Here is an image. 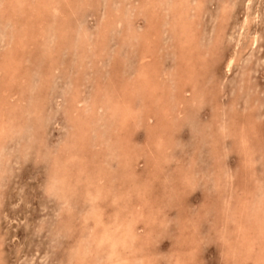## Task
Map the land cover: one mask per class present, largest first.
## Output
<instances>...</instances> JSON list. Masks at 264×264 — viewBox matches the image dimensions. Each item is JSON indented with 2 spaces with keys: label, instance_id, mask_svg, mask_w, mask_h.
I'll return each mask as SVG.
<instances>
[{
  "label": "rangeland",
  "instance_id": "1",
  "mask_svg": "<svg viewBox=\"0 0 264 264\" xmlns=\"http://www.w3.org/2000/svg\"><path fill=\"white\" fill-rule=\"evenodd\" d=\"M53 1L59 2L60 16L50 14L45 17L48 10L38 5L39 0L17 2H22L19 3V9L24 18L29 16L32 21L38 18L36 24L39 23L44 27L43 34L38 32L41 34L40 42H50V44L46 46L44 43L38 47L32 44L31 48L24 49L26 55L29 53L28 48L31 50L29 61L21 64L22 72L28 70L26 72L29 74L26 72V74H19L13 81H10V78L5 75L8 73L0 71V121L1 119L7 121L4 125L6 133L4 132L5 135H1L0 138V264H105V257L109 255L108 243L100 245L101 247L94 243L88 245L89 232L84 231L80 226L81 219L86 216L89 207L96 205L99 200L102 201H99L98 203L101 204L97 203V205H100L98 211L103 227L115 220L130 222V226L132 225L131 227L137 234L135 246L141 248L142 251L150 250L146 252V255L154 264H173L178 254L182 255L183 264H231L234 259L235 263L240 264L243 255L230 254V248L233 242L235 243L237 234L234 221L239 215L232 214L223 222L224 212L220 209L229 207L237 201L248 203L249 198L246 197L248 194L246 195L245 189L254 188V183L250 182L255 178L260 182L256 184L260 186L259 190H264V156L261 157L262 160L255 156L253 165L250 167L242 165L240 150L237 149L234 138L230 135L221 140V136L217 134L218 117L216 116L219 111L216 108L227 111L230 104L234 103L235 109L227 111L224 118L228 122H231L233 117L236 122L249 118L253 130L246 134L253 135L259 129L253 138L250 137L249 144L264 153V0H199V14L203 18L199 17L197 27L192 28L196 29L198 37L196 36V50L191 55L193 57L191 59L195 63V74L200 82L196 90L200 93L199 95H202V101H197L193 103L194 105L185 103L180 108L183 111L182 115L169 122L173 131V145L169 147L154 145L157 130L153 129L154 131L150 132L154 123L153 120L149 122L147 120V117L151 115L147 108L148 98L140 100L138 95H135L131 99L132 106L138 109L141 116L143 115V120L141 119L143 122L133 130L131 123L134 121L131 117L128 118L126 132L123 131L121 136L124 134L122 137L128 142L127 146L134 149L138 158L135 159L133 154L132 157H128L129 160L127 157L125 159L124 152L121 154L122 148L119 147L121 150L113 153L116 156L107 153L109 157L105 160L101 156L103 152L98 153L101 147L97 148L98 139L95 138L97 134H109L110 130L99 126L103 125L106 115L102 111L97 114L99 127H94V130L86 134L87 143L90 146L84 148L85 150L78 148L77 153L78 156H86V170L91 175V180H94L97 185L100 184L97 198L102 197V199L95 200L93 202L95 204H89L86 196L84 197L83 190L87 187L86 182L75 185L78 191L80 189L81 194L67 202H64V198L68 192L63 189L62 193L57 191L61 194L56 193L54 189L57 185L52 186L51 184L55 170L60 171L54 164V157L60 156L58 160H64L63 150L66 151L65 148L71 145L70 112L66 110L68 97L77 80V95L81 101V104L77 105V110L83 112L85 104L90 103L94 98L93 95L98 91V86L107 85L109 79L116 78L113 64L118 66V72L121 77L123 76L122 78L131 77L134 80V73L138 67L137 57L142 50L136 39L122 42V35L127 27L136 32L137 37L133 36V38L143 41L148 39V43L158 44L159 52L155 61L159 71L155 76L153 75V81L163 80L164 84L174 88L170 79L177 70V55L180 49L177 38L181 36H176L173 32L175 29L171 31L168 22L171 21L169 7L174 5L175 0H163L164 3L162 2L155 11V16H152L156 21L147 12L150 9H148L149 6L146 5L143 8L141 5L146 0H130V2L129 0L127 2L126 0H80V5H78L79 0H74V2L73 0ZM236 1L239 3L236 4ZM47 2L52 1L47 0ZM195 3L197 0L188 1L184 6L187 9L186 12L190 9L188 13L191 14L190 5L193 6ZM0 4V63L3 64L5 54L12 52L13 49L11 46L8 47L11 37L9 38L7 34L11 23L4 18L2 13L3 8H7L5 15H9L10 6L5 0H0ZM91 4L94 5L93 8ZM224 8L228 11L224 12ZM69 11L72 14L67 16L69 19L67 33L71 36L73 44L65 49L64 53H58L59 50H54L55 39L60 35L56 25L59 19L62 20ZM27 14L30 15L27 16ZM113 15L117 17L114 16L115 19H120L121 23L120 25L113 24L116 27L110 25L109 31H105L104 45L106 46L103 54L101 53L98 58L96 55L93 56L92 50H87L88 60L80 63L78 54L86 45L84 39L87 37V42H92L91 46H93L98 38L97 34L102 31L101 25L103 29L107 17L113 18ZM145 22L148 23L145 24ZM153 24H155L156 34L150 31ZM35 31L38 30L35 29ZM119 40L122 44L117 42ZM193 41L192 39L189 41L187 45L189 48L193 46ZM25 42L32 43L31 41ZM36 49L42 53L40 56H35ZM51 49L56 59L52 66L50 63L48 65L50 59L46 55ZM231 56H234V60L231 65L227 66ZM150 60L154 61L153 58L147 61ZM46 74L49 76L45 83L43 75ZM181 91L183 92L181 98L191 99L193 97V90L190 86L184 85ZM36 96L39 98L34 100ZM13 99L15 101L30 99L33 107L30 105L28 106L30 108L25 111L24 103H21L19 109L11 108L10 106L15 103ZM133 110L134 115L137 111ZM85 115L88 114L84 112L81 116ZM8 127H12L11 131L7 130ZM212 132H215L214 138L217 139V144L211 143ZM203 136H208L206 141L202 140ZM135 137L137 140L134 139ZM256 137L260 139L256 140ZM61 150L63 155H60ZM138 153L140 156L137 155ZM128 162L131 167L128 166ZM217 165L219 169L227 172L226 190L230 193L222 192V189L218 190L215 184L216 178L213 177V172ZM75 170L76 168L72 165L68 171L74 173ZM243 171L245 173H242ZM97 178L101 180L98 181ZM188 179L191 180L189 184L186 182ZM221 180L225 181V176H222ZM107 186L112 192H107ZM236 192L239 197L231 198L227 206L222 204L228 194L232 196ZM257 192L259 191L256 190ZM218 220L221 221L218 222ZM221 222L224 224L223 227H220ZM214 230L217 231L214 232ZM225 234L230 235L226 238ZM92 249L91 254L90 252L83 253ZM138 250L129 253L128 264L136 262L139 255ZM151 253H154L153 257ZM77 256L81 257L79 261H77ZM241 264H252V262L243 260Z\"/></svg>",
  "mask_w": 264,
  "mask_h": 264
},
{
  "label": "bare ground",
  "instance_id": "2",
  "mask_svg": "<svg viewBox=\"0 0 264 264\" xmlns=\"http://www.w3.org/2000/svg\"><path fill=\"white\" fill-rule=\"evenodd\" d=\"M5 1L7 2V5L10 6V12L11 13H9V15L8 14L5 15V12H6L7 8L6 9L3 8L2 13L5 16V17L4 16L3 17L6 18L11 23V28L9 29L10 31L7 34L9 36V38L11 37V41L9 40V42H8L9 43L8 47L11 46L13 51L5 54V56L3 58L4 60L2 62L3 64L0 63V71L1 70L4 71V72L6 71V73H8V74H5V75L8 78H10V81H13L19 74H21V75H22V73L26 74L27 73L26 71H28V70H26L25 71L26 73L24 71L22 72L21 64L22 63H26V62L29 61V53L31 54V52H30L31 50L28 48V50H29L28 52L29 53H28V55H26V52H25L24 49H26L27 47H30V45L32 46V44L35 45V47H38L41 44L44 45V43H45L46 46H48L50 44V42H40V38H41V34L40 33H42V34L44 33L43 32L44 27H42V25L39 24V23L36 24V22L38 21V18L34 19L35 21H32L31 19H29L30 17L28 16L30 14H27L28 18H24L23 15H21V10L19 9L20 8L19 3L21 4L22 2H19V3H17V2L18 1H25V0H18V1H16V0H5ZM51 1L52 2L48 3L47 0H39L38 5H42L46 10H48V11H46L47 14L45 13V17L49 16L50 14H51V16H53V15H55V16L59 15L60 16V14L58 13L61 10V9L58 10L59 2L53 1V0H51ZM188 1H190V0H175L174 1L175 2L174 5L169 7L170 11H171L170 12L171 13V21L168 22V25L170 26L171 31L173 29H175L173 32L176 33L177 37L179 35L181 36L180 38L179 37L177 38L178 45H179L178 47L180 48V49L177 48L179 50V54L177 55V59H178V61H177L178 62L177 63V70L174 71L173 75L170 74V75H172V79H170V81L175 86L174 88H173V86L170 88L171 85L168 86V85L164 84L162 79H161L162 80L161 82L153 81V79H154L153 75L155 76L158 73V71H159V70H157V64H156V61H155L156 56L158 55V52H159V48H157L158 44L157 43H150V42L148 43L147 42L148 39H145V41H143V40H141L139 38H138L139 40L137 38H133V36L137 37V34H136V32H133V31L129 30L128 27H127V29L125 28L126 30H124V32H123V35H122V40L123 41L122 42H126L127 40L129 42L132 39H136L137 42H138V45H140V48L142 50V52L139 53V55L137 57V65H138V67L136 68L135 73L133 72L135 74V76L133 78L134 80H132L131 77L122 78L123 76L121 77L120 72H118L119 71L118 70V66H116V64H113L114 72H115L114 76L116 78L109 79V83L107 85H104L102 87L98 86V88H97L98 91H96V93L93 95L94 98L92 99V101L90 103L85 104V107H83L84 111L83 112L79 111L80 113L77 110V108H78L77 105L81 104V101H80V99H79V97L77 95V93H78V90H77L78 83H77V80L75 81L74 88H73L71 94L69 95L67 103H66L67 104L66 110H68V112H70L69 115H70V123H71L70 124L71 132H70L69 135L71 137V139H70L71 140V145L65 148L66 151L63 150L64 160L63 159L58 160L60 158V156H55L54 160H53V161H55V163H54L55 166H57L60 169V171L55 170V173L53 174V177H52L53 183H51V184H52V186H53V184L57 185L56 188L54 189V191H56V193H60V192H57V191H61V193H62L63 189H65L66 192H68V195L64 198V202H67L71 198L76 197V195L81 194L80 189L78 191V189H77V187L75 185H80V183H83V182H86L87 187H88V188L86 187L85 190H83V189L82 190L85 192L84 193V197L86 196L87 202H89V204L95 202V200L96 201L99 200L100 198L102 199V197L97 198L99 196V189H100L99 186H100V184L97 185V183L94 182V180L92 181L91 177H90L91 175H89L87 170H86V166H87L86 156L84 155V157H81V156L77 155L78 148L83 150L84 148H87V147L90 146L87 143L88 137L86 136V134H87V132H89L91 130H94V127L98 128L99 126H101L104 129L106 128V129L110 130L109 134H107V135L97 134L96 138H95V139H98L97 140V145H99V146H97V148L101 147L100 148L101 151H98V153L99 152L100 153L103 152L101 154L103 159L106 160V158L109 157L107 155V153L116 156L113 153L117 152V150H119L120 148H122V150L120 149L121 150V154L124 152L125 159H127L129 156H131L133 154L134 155L136 154L134 152V149H132V148L127 146L128 142H126V139H124V137H122L124 134L121 136V133H123V131L126 132L127 123H128V120L130 119V117H131V119H133L132 121H134V122H132L133 124L131 123V125H133V128H132L133 130L137 129L140 126L141 122H143L142 121L143 120V117H142L143 115L141 116L139 114V112H138V109H136V107L132 106L133 104H132V100L131 99H132L133 96H135V95L137 96L138 95L137 97H139L140 100H143L146 97L148 98L147 99V108L150 110L149 111V115L150 114L151 115L147 117V120H148V122L153 120V123H154L150 132H153L154 131L153 129L157 130L156 133L154 132L156 135L154 136L153 143H154L155 146H162V147L163 146L164 147L165 146L169 147L170 145H173V143H174V139L172 137L173 131L171 129V126H170L169 122L175 120L176 118L180 117V115H182L183 111H182V109H180L181 106H184L185 103L186 104L188 103L190 105H194L193 103H196L197 101H202V95H199L200 93L196 90V88L199 87L200 82L198 81V78L196 77L197 75L195 74L196 73L195 63L191 59V58H193V57H191V55H193V52H195V50H196L195 49L196 48L195 47V41H196V39L198 37V35H197L198 32L196 31V29H192V28L194 26H196V23H197L198 19L201 18L200 17L201 14H199L200 13L199 12V10H200V7H199L200 6V1L197 0V3H195L196 5L195 4L193 6L190 5L191 6V12H190L191 14L188 13L190 9L186 12L187 9H185L186 7L184 8L185 4H187ZM221 1H224V0H221ZM241 1H243V0H241ZM73 2H74V0H73ZM126 2H127V0H126ZM129 2H130V0H129ZM162 2H163V0H151L150 2H148L146 0L144 3H142V4L140 3V4L142 5V7L146 6V5L149 6L148 9L149 8L150 9L147 10V12L152 17V16H155V14H156L155 11H157L158 7L161 5ZM235 3L238 4L239 2L236 1ZM129 4H131V3H129ZM223 4H225V3H223ZM78 5H80V0H79V4ZM91 5H93V4H91ZM141 5H140V7H141ZM75 6H77V5H75ZM93 7H94V5L92 6V8ZM234 7H236V6H234ZM143 8H145V7H143ZM231 8H232V6H231ZM203 9H205V8H203ZM215 9H217V8L215 7ZM70 10L72 12V9H70ZM225 10H227V9L224 8V12H225ZM71 12L69 11L68 13H66V15L62 18V20L59 19V22L56 25V29L60 33V35H58V38L55 39L56 41L54 42V44H55L54 50H57V51L59 50L58 53L59 52L64 53V50L69 48L73 44L72 40H71V36H69L68 33H67V30H68L67 25L69 24V19H68L67 16H70L72 14ZM224 12H223V14H224ZM101 13H102V11H101ZM201 13H203V12H201ZM230 13L232 14V11ZM249 13H250V11H249ZM37 14H40V13L37 12ZM231 14H230V16H232ZM191 15H193V17ZM252 15H250V16L252 17ZM114 16L115 15H113V18H111L110 16L107 17L103 29L101 28L103 25H101L100 29L102 31L99 32L98 34L96 33L98 35V38H96V42H95V44H93V46H91L92 42L91 43L87 42L88 41L87 37L84 39L86 45H85V47H83V49L78 54V58H79V62L80 63L88 60L87 59V55H88L87 50H92L94 57H95V55L98 58L101 56V53L105 50V46H106V45H104V39H105L104 37H106L105 33L107 32L108 27L110 29V25L112 27V26H114L116 24L121 23L120 22L121 20L120 19L119 20L115 19L117 17L115 16V18H114ZM72 17H73V15H72ZM245 17H246V15H245ZM152 18H153L154 21H156V19L154 17H152ZM260 18H261V16H260ZM251 19H253V17ZM230 20H231V18H230ZM132 21H133V19H132ZM158 21H159V19H158ZM146 23H148V22H145V24ZM242 23H240V24H242ZM245 23H246V21H245ZM249 23H250V21H249ZM254 23L255 22L253 21V24ZM50 25L52 27V24H50ZM50 25H48L49 28H51ZM98 25L100 26L99 23H98ZM154 25L155 24L151 25L152 28H151L150 31H153L154 34H156ZM228 25H229V23L227 24L226 27H228ZM140 26H142V25H140ZM6 27H9V26H6ZM114 27H116V26H114ZM220 27H221V25H220ZM73 28L75 29L76 27H73ZM245 28H247V26ZM35 29H37L38 31H35ZM94 29H97V28H94ZM98 29H99V27H98ZM111 30H112V28H111ZM114 30H116V29H114ZM72 31H73V29H72ZM38 32H40V33H38ZM114 33H116V32L114 31ZM94 36H96V35H94ZM38 37H39V40H37ZM209 37H210V35H209ZM50 38H51V36H50ZM191 39L194 40L193 41L194 44H193V46L191 48H189L187 45L189 44V41H191ZM24 40L25 41H31L32 43L29 44V42L27 43ZM89 40H90V38H89ZM84 41H82V44H84L83 43ZM120 41L121 40H119L117 42H120ZM252 41H253V39H252ZM216 43H217V41H216ZM149 44H151V46ZM41 48H43V47H41ZM123 48H124V46H123ZM43 49L45 50V48H43ZM46 50H48V49H46ZM181 50L183 52H181ZM35 52H36L35 56H40L42 54L39 51V49H36ZM46 55L50 59L48 61V65H49V63L51 64L50 66L54 65L55 62H56V59L53 57V50L52 49L49 50L46 53ZM125 57H126V55H125ZM45 58H47V57H45ZM150 58H153L154 61H151V60L147 61ZM233 60H234V56H231L229 61H228V63H227V66L231 65ZM33 61L35 62V60H33ZM33 63H32V67H34ZM29 71H31V70H29ZM27 74H29V73H27ZM162 75H164V74H162ZM43 76L45 78V79L43 78V80H45V83H46L47 82L46 79H47V77L49 75L46 74V75H43ZM22 77L23 76H21V78ZM11 78H12V80H11ZM50 83H49V85H50ZM184 85H188V86H190L192 88V90H193L192 96L193 97L191 99H189V98L188 99L181 98L182 97V93H183L181 91V87H183ZM9 88H11V87L9 86ZM117 90L120 91V92H118ZM194 90H196V92ZM115 91L117 93H115ZM185 91H187V89ZM38 96H36V98L34 100H37L39 98ZM21 100H19V101L18 100H16V101L14 100L15 103H13L10 107L14 108V109H17V108L19 109V105L21 103H24V107L26 108L25 111L27 110V108H30L28 106L31 105V107H33V105H32L33 102L30 101V99H28V100L21 99ZM6 104H7V98H6ZM196 106H197V104H196ZM143 107H145V106L143 105ZM197 107H199V106H197ZM133 109H135L137 111V112L135 111L136 115L135 114L133 115V111H134ZM179 109H180V111H179ZM234 109H235V104L231 103L230 106L227 108V111H233ZM216 110L219 111V112H217V116H216V117H218L217 118L218 119V121H217L218 122V124H217L218 133L217 134H219L221 136V138H220L221 140L223 138H225V137L230 136V135H231V137L234 138L235 145H236V147H238L237 149L240 150L239 152H240L241 162L243 163L242 165L245 164V166L247 165L249 167L251 165H253V162H254L253 159L255 158V156H258L261 159V157L264 156V153L261 152L259 148H257V147L255 148L254 146H251L249 144L250 137L253 138L254 134H256L257 130H259V129H257L256 132L253 135L246 134V132H252V130H253V128L251 127L252 126L251 120H249V118H245L244 120H240V121L236 122L235 117L232 116L233 118H232L231 122H228V120L226 118H224L226 116L227 111L221 110L220 108L219 109L216 108ZM101 111L104 113V115H106L107 120L105 118L103 120L104 123H102L103 125L100 124L98 126L97 122L99 120L97 119V117H98L97 114L100 113ZM84 112H86L88 115L87 116L85 115L83 117L81 115ZM226 121L228 123H226ZM5 122L7 123V121L5 119H1V121H0V138H1V135H3V134L5 135V133H6V131L4 130V128H5L4 125H6ZM236 127H238L239 130ZM11 129H12V127H8L7 130L11 131ZM115 133H116V135H115ZM212 133H213L212 134L213 136L212 137L210 136L211 137V143L212 144L213 143L217 144V139L214 138L215 132H212ZM258 134H259V131H258ZM203 135H205V134H203ZM203 137H204V139H202V140L206 141L205 139L208 136H206V137L203 136ZM203 137H201V138H203ZM134 139H136V137ZM259 139L256 137V140H259ZM137 142H139V141H137ZM207 142H208V140H207ZM141 143H143V142H141ZM118 144L120 146H117ZM251 144H252V142H251ZM223 148L225 149V147H223ZM68 151H70V153ZM215 151H214V153H215ZM63 153H62V150H61V154L60 155H63ZM98 153H97V155H98ZM225 153H223L224 156H225ZM137 155L140 156V153H138ZM162 156H163V154H162ZM129 158H128V160H129ZM137 158L138 157L135 155V159H137ZM256 164H257V162H256ZM72 165H74V168H76L74 173L73 172L71 173L70 171H68L69 168ZM128 166H130V162H128ZM214 171L215 172H213V177L216 178L215 179L216 180L215 184L217 185L218 190L222 189L221 190L222 192L230 193V192H227V190H226L227 183H228L227 182V180H228L227 172L223 171L222 169H219L218 165H217V167L214 168ZM252 171H254V170H252ZM242 173H245V172L243 171ZM262 173H263V169H262ZM97 174H95V175H97ZM114 174H116V173H114ZM258 174H260V173H258ZM93 175H92V177H93ZM222 176H225V181L221 180ZM230 177H232V176H230ZM97 179H98V181L101 180V178H97ZM186 182L189 184L191 182V180L188 179V181H186ZM249 182H250V180H249ZM257 182H258V180H256V178L253 179L250 183H252V184L254 183V188H251L249 186L250 188L248 187L249 188L248 190H246L247 188L245 189V191L247 192L246 195L248 194L246 197L249 198V199L247 198L248 199V203H245V201H243V202H238L237 201L233 205H229L231 198H233L234 196L239 197V195L237 194L238 192H236V194H233L232 196H231V194H228L227 198L223 199V203L222 204H224L225 206L229 205V207H224L222 209L219 208L220 211L222 210L221 212H224V218H223L224 220L222 219L223 222L225 220H227V218L231 217L232 214L233 215H236V214L239 215V217L237 219L235 217V221H234L235 222V227H236L235 231H236L237 234L235 236L236 237L235 238L236 239L235 243L233 242V245L230 248V254L234 255L236 253L237 256H241V255L245 256L244 258L242 256V259H240V264H241V262L243 260L251 261L252 264H264V190H262V189L259 190L260 186L256 185ZM258 183L260 184V182H258ZM233 184H230V185H233ZM106 185H104V186H106ZM239 187H241V186H239ZM231 188H232V186H231ZM46 189H48V188H46ZM106 190H107V192H109V191H111V188L109 186H107ZM256 190L259 191V192L260 191H262V192L260 194H257L259 192L256 193ZM50 192H52V191H50ZM100 195H102V194H100ZM115 195H116V193H115ZM120 195H122V194H120ZM108 197H110V195ZM220 199H221V197H220ZM72 200H74V199H72ZM60 201H62V200H60ZM106 201H108V200H106ZM98 202H96V205L89 207V211H88V213H86L85 217H83L82 219L80 218L81 219L80 226H82V229H84V231H88L89 232V234H88L89 236L87 237V244L88 245L91 244V243H94L96 246H100V245H102L104 243H108L109 247H107V249L109 248V253H108L109 255H107V253L105 254V256L107 255L105 257V260H104L105 264H128V261L130 260L129 259V253L131 251H137L138 249H139L138 250L139 255L136 258V262L134 264H154V262H151V260L146 255V252H150V250L149 251H147V250H143L142 251V250H140L141 248H138L137 246H135V243H136V240H137V238H136L137 234L135 233V230L131 227L132 225L130 226V222L128 223L126 220H124V221L115 220L114 222L108 224V226H105L106 228L103 227V222L101 220V216H100L99 211H98V210H100V207H99L100 205H97ZM100 202H102V201H100ZM81 203H82V201H81ZM93 204H95V203H93ZM98 204H101V203H98ZM109 212H110V210H109ZM69 213H71V212H69ZM155 216H157V215H155ZM71 219H72V217H71ZM220 221L218 220V222H220ZM221 226L223 227L224 224L222 223V225H220V227ZM68 228H69V226H68ZM231 228H233V227H231ZM215 231H217V230H214V232ZM225 235H227L226 238H228L230 234H225ZM230 239H227V240H230ZM139 247H140V245H139ZM83 250H84V248H83ZM80 251H82V250L80 249ZM87 252H90V254H91L93 252V249L91 251H84L83 253L86 254ZM151 256L153 257L154 253H151ZM83 257L85 258L84 254H83ZM93 257H94V255H93ZM93 257H92V259H93ZM80 258L81 257L77 256V261H79ZM132 261H130V262H132ZM225 262L227 263L228 261H225ZM173 264H183L182 255L178 254L177 256H175V261H174ZM231 264H237V263H235V259L232 260Z\"/></svg>",
  "mask_w": 264,
  "mask_h": 264
}]
</instances>
